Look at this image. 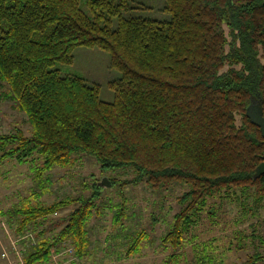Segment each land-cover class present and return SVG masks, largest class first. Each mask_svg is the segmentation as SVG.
I'll use <instances>...</instances> for the list:
<instances>
[{
  "label": "trees",
  "instance_id": "trees-1",
  "mask_svg": "<svg viewBox=\"0 0 264 264\" xmlns=\"http://www.w3.org/2000/svg\"><path fill=\"white\" fill-rule=\"evenodd\" d=\"M130 2L0 0V81L33 128L32 136L0 134V163L37 155L40 176L83 154L103 171L131 170L121 187L183 186L181 209L163 236L178 249L218 196L236 202L245 220L264 207V174L256 177L264 136L246 114L252 98H261L264 109V0H164L167 20L135 15ZM78 46L111 53L121 72L110 82L114 101L102 100L98 85L53 68L72 64ZM92 189L16 210L24 228L75 206L58 236L42 237L26 264L49 261L53 247L67 240L79 257L87 254L89 224L103 213L107 188ZM122 195L113 216L118 228L130 210ZM146 238L138 231L129 255ZM262 261L256 252L242 264Z\"/></svg>",
  "mask_w": 264,
  "mask_h": 264
},
{
  "label": "rangeland",
  "instance_id": "rangeland-1",
  "mask_svg": "<svg viewBox=\"0 0 264 264\" xmlns=\"http://www.w3.org/2000/svg\"><path fill=\"white\" fill-rule=\"evenodd\" d=\"M130 5L134 8L130 12L138 16L170 18L164 10V0H131ZM74 56L72 64L56 63L53 68L98 85L101 99L114 101L110 82L119 78L121 72L112 66L111 53L96 46H78ZM17 130L26 136L33 134L26 114L10 96L9 84L0 81V134ZM2 154L0 150V157ZM41 164L42 159L37 155L25 162L11 157L0 163V211L4 212L5 222L0 232V264H26L27 254L37 247L42 237L58 236L75 206L39 218L24 228L21 226L24 217L17 209L27 204L47 205L66 197L89 195L93 186L101 184L104 178L111 186L103 193V213L90 221L91 245L87 254L79 257L67 240L53 247L49 261L38 264H242L256 252L264 255V207L259 216L245 220L236 202L218 196L201 214L184 245L174 249L163 242V236L181 209L177 197L185 191L183 186L175 185L164 191L154 190L147 184L121 187L120 183L133 177L131 170L103 171L93 157L83 154H77L68 166H57L39 176L37 170ZM122 192L130 210L126 226L118 228L113 224V216L122 202ZM239 230L243 232L242 239ZM138 231H145L148 238L139 252L129 255L127 249Z\"/></svg>",
  "mask_w": 264,
  "mask_h": 264
},
{
  "label": "water",
  "instance_id": "water-1",
  "mask_svg": "<svg viewBox=\"0 0 264 264\" xmlns=\"http://www.w3.org/2000/svg\"><path fill=\"white\" fill-rule=\"evenodd\" d=\"M246 114L253 124L260 127L261 132L264 136L263 100L261 98H252L250 105L247 107ZM263 174H264V161L258 166L256 171V177H260ZM101 184L105 187L111 186V182L107 178H104Z\"/></svg>",
  "mask_w": 264,
  "mask_h": 264
},
{
  "label": "crops",
  "instance_id": "crops-1",
  "mask_svg": "<svg viewBox=\"0 0 264 264\" xmlns=\"http://www.w3.org/2000/svg\"><path fill=\"white\" fill-rule=\"evenodd\" d=\"M4 212H1L0 211V232H2L3 231V228L1 227L2 225H4Z\"/></svg>",
  "mask_w": 264,
  "mask_h": 264
}]
</instances>
